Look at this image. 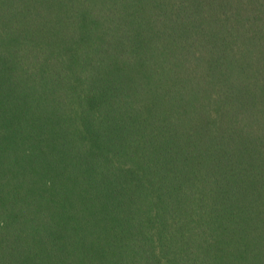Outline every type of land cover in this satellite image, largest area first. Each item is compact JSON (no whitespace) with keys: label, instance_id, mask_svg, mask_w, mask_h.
Listing matches in <instances>:
<instances>
[{"label":"trees","instance_id":"1","mask_svg":"<svg viewBox=\"0 0 264 264\" xmlns=\"http://www.w3.org/2000/svg\"><path fill=\"white\" fill-rule=\"evenodd\" d=\"M0 264H264V0H0Z\"/></svg>","mask_w":264,"mask_h":264}]
</instances>
